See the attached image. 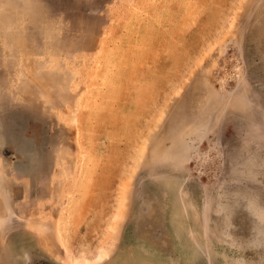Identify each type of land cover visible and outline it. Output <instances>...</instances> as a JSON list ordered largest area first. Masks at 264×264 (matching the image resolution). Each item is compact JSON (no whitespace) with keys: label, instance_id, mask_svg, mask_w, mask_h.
<instances>
[{"label":"rangeland","instance_id":"rangeland-1","mask_svg":"<svg viewBox=\"0 0 264 264\" xmlns=\"http://www.w3.org/2000/svg\"><path fill=\"white\" fill-rule=\"evenodd\" d=\"M0 264H264V0H0Z\"/></svg>","mask_w":264,"mask_h":264}]
</instances>
